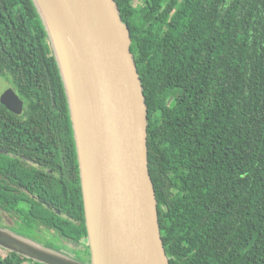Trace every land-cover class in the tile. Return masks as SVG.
<instances>
[{"label":"trees","instance_id":"1","mask_svg":"<svg viewBox=\"0 0 264 264\" xmlns=\"http://www.w3.org/2000/svg\"><path fill=\"white\" fill-rule=\"evenodd\" d=\"M115 1L148 107L149 170L170 264H264V0ZM0 76L26 107L19 116L0 104L1 145L56 142L57 160L75 148L32 0H0ZM73 176L72 186L80 181ZM62 191L57 185L48 197L65 204ZM75 196L84 208L80 184ZM14 197L0 181V207H15ZM54 216L48 229L85 246L72 255L90 262L84 216L79 227ZM0 264L41 263L0 247Z\"/></svg>","mask_w":264,"mask_h":264},{"label":"water","instance_id":"2","mask_svg":"<svg viewBox=\"0 0 264 264\" xmlns=\"http://www.w3.org/2000/svg\"><path fill=\"white\" fill-rule=\"evenodd\" d=\"M32 1L69 103L91 260L2 227L0 247L41 264H170L149 170L148 107L116 1Z\"/></svg>","mask_w":264,"mask_h":264},{"label":"flooded vegetation","instance_id":"3","mask_svg":"<svg viewBox=\"0 0 264 264\" xmlns=\"http://www.w3.org/2000/svg\"><path fill=\"white\" fill-rule=\"evenodd\" d=\"M0 80H3L4 85L9 87L8 90L4 88L3 96L11 97V93L14 94L13 96L17 97V101L24 104V110L19 116L25 114V102L13 82L2 76H0ZM1 143L0 181L6 190V194L17 196L13 198V200L17 199V202L16 206L12 207L6 205L8 204L7 200L4 208L0 207V227L24 235L41 244L53 243V240H57L60 244L68 246L69 251L76 252L75 255L78 257L85 254L87 252L85 246L75 245L71 247L69 245L72 243L74 245L73 240L56 236L55 228L48 229L49 221L55 220L54 215L72 222L76 227L81 226V216H84L86 226L84 202V208L81 209L75 198L80 184L83 199L76 142H74L75 148L70 150L68 154H65L63 150L60 152V160H57L56 152L53 149L56 142H9V145L4 142ZM72 176L73 179L78 178L80 180L79 184L73 181L72 186L71 181H67V178ZM57 185L62 187L61 197H64L65 200L66 196L68 198L65 204L57 205L52 201L51 196L48 197V189L55 186L57 188ZM86 238L87 234L84 236V239Z\"/></svg>","mask_w":264,"mask_h":264},{"label":"rangeland","instance_id":"4","mask_svg":"<svg viewBox=\"0 0 264 264\" xmlns=\"http://www.w3.org/2000/svg\"><path fill=\"white\" fill-rule=\"evenodd\" d=\"M3 93H4V82L0 80V103L2 105L6 106L13 113L20 115V113H22L24 110V104L17 101L16 96H13V95H11V97L7 96V95L3 96ZM18 229H21V228H18ZM52 242L54 243V245H57L56 246L57 249L73 253V252L69 251L70 249L65 244H60V242L57 240H53ZM54 249H56V248H54Z\"/></svg>","mask_w":264,"mask_h":264}]
</instances>
